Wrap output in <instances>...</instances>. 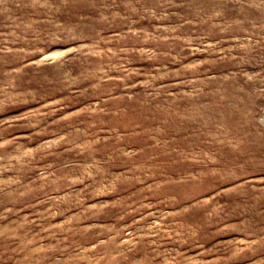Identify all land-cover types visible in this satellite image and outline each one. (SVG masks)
I'll return each instance as SVG.
<instances>
[{"label": "rangeland", "instance_id": "obj_1", "mask_svg": "<svg viewBox=\"0 0 264 264\" xmlns=\"http://www.w3.org/2000/svg\"><path fill=\"white\" fill-rule=\"evenodd\" d=\"M0 264H264V0H0Z\"/></svg>", "mask_w": 264, "mask_h": 264}]
</instances>
